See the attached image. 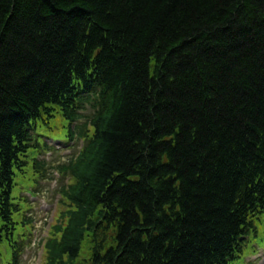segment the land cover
<instances>
[{
  "label": "trees",
  "instance_id": "1",
  "mask_svg": "<svg viewBox=\"0 0 264 264\" xmlns=\"http://www.w3.org/2000/svg\"><path fill=\"white\" fill-rule=\"evenodd\" d=\"M57 118L86 143L45 264L233 263L264 213V0H0V237Z\"/></svg>",
  "mask_w": 264,
  "mask_h": 264
},
{
  "label": "rangeland",
  "instance_id": "2",
  "mask_svg": "<svg viewBox=\"0 0 264 264\" xmlns=\"http://www.w3.org/2000/svg\"><path fill=\"white\" fill-rule=\"evenodd\" d=\"M66 154L67 152L65 151L58 152L53 163L58 162V160H66ZM33 193L35 194V198L32 200L33 209L30 211V216L35 221V227H30L29 231L23 234V237L27 238L24 244V253L20 258L19 264L42 262V247L40 242L43 237H46L48 227L54 225L59 218L60 210L57 205L59 198L56 197L52 183L49 181L41 182L39 186L33 189ZM7 248V245H3L1 248L6 264H8V259L11 254ZM255 258L256 260H254ZM246 261L248 264H264V259L258 256H249Z\"/></svg>",
  "mask_w": 264,
  "mask_h": 264
}]
</instances>
